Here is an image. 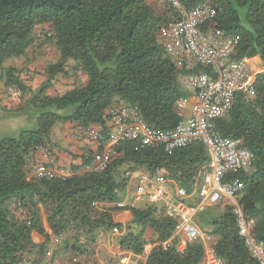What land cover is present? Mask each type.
Masks as SVG:
<instances>
[{"label":"trees","instance_id":"16d2710c","mask_svg":"<svg viewBox=\"0 0 264 264\" xmlns=\"http://www.w3.org/2000/svg\"><path fill=\"white\" fill-rule=\"evenodd\" d=\"M178 1L187 9L211 6L214 17L204 30L232 39L234 58L259 57L264 64V0ZM169 13L157 0H0V81L7 90L17 91L19 99L28 95L26 107L37 114L32 129L0 140V264H54L46 260L51 236L63 240L66 248L74 247L76 256L88 253L87 244L94 243L96 230L119 228L110 217V211L117 209L110 204L123 199L130 172L164 171L178 185L192 189L209 163L200 143L167 154L161 146L124 141L113 146L111 160L100 171L67 178L28 177L35 165L30 163L31 154L38 147L50 148V133L57 123L105 128L99 151L107 142L105 124L111 107L136 106L142 120L161 132L177 127L182 120L178 103L187 96L180 77L191 71L177 68L166 52ZM43 26L49 31L35 34ZM44 41L52 43L57 59L47 63L44 81L34 91L22 79L26 70L14 61L27 57L31 47ZM78 73L86 78L84 84L77 81L62 94H48L58 76L75 78ZM253 85V93L238 96L214 126L223 138L239 140L253 155L249 170L231 174L225 182L243 183L238 205L246 217L255 219L253 235L264 241V70L257 73ZM93 155L86 154L84 165ZM93 202L102 205L95 208ZM41 208L51 235L42 227ZM219 209V204L209 206L198 223L211 238L216 256L222 264H256L237 236L231 204L225 203L222 213ZM130 211L139 230L121 237L122 249L143 253L147 243L143 233L149 229L155 246L147 264H203L200 240L183 251L176 249V239L164 245L172 236L173 222L160 207L146 203ZM32 232L43 235L45 242L33 244ZM67 233L71 239L64 236ZM85 240L87 244L81 242Z\"/></svg>","mask_w":264,"mask_h":264},{"label":"built area","instance_id":"2783aa9c","mask_svg":"<svg viewBox=\"0 0 264 264\" xmlns=\"http://www.w3.org/2000/svg\"><path fill=\"white\" fill-rule=\"evenodd\" d=\"M157 1L170 10L166 52L177 68L191 71L189 75L180 77L182 88L194 99L191 115L181 120L174 130L161 132L142 120L136 106L109 108L107 142L103 150L93 155L89 170H102L111 160L113 146L119 142L137 140L141 146H161L167 154L194 143L202 144L208 152L209 163L198 173L191 191L178 185L164 171L154 174L142 172L134 183L131 196L110 205L117 210H132L140 203L160 207L173 222L172 236L164 245L169 246L171 240L176 239V249L183 251L187 244L200 240L204 245L203 264H222L210 245L211 238L201 231L196 218L209 206L226 199L232 206L237 236L242 239L250 258L256 264H264V241L253 235L255 219L246 217L238 205L243 183L236 180L225 182L231 174L249 170L253 155L241 146L239 140L223 138L214 126L217 119L227 114L238 96L253 93L257 73L251 59L234 58L232 39L204 30V26L214 17L211 6L187 9L178 0ZM203 68L207 71L194 72ZM8 94L18 96L19 93L9 90ZM187 104L188 99L183 98L178 103L179 110ZM85 137L96 144L104 139L102 133L95 131H86ZM37 151L42 153L45 161L50 157L48 148L38 147ZM77 173L72 169L35 162L29 169L28 177L67 178ZM168 182L175 185L173 195L167 188ZM195 194L198 201L192 202ZM101 205L92 203L95 208ZM51 240L52 244L60 243L59 237L52 236ZM51 255L49 248L46 257ZM77 262V259L72 261L73 264Z\"/></svg>","mask_w":264,"mask_h":264},{"label":"crops","instance_id":"0c3cea01","mask_svg":"<svg viewBox=\"0 0 264 264\" xmlns=\"http://www.w3.org/2000/svg\"><path fill=\"white\" fill-rule=\"evenodd\" d=\"M153 1V0H151ZM16 63V60L14 61ZM251 64L254 67L256 73H260L264 70V65L259 57H254L251 59ZM26 70L22 79L25 81L27 86L31 88V90H35L39 87V85L44 81V76L42 75H35L34 71L31 69ZM79 75V73H78ZM86 81V78L84 77ZM85 81L81 82L84 84ZM34 83V85L32 84ZM52 87V86H51ZM72 88V87H71ZM8 91L4 86L3 82L0 81V94L1 92H5L6 95ZM187 93L186 98L188 99V104L183 109L179 108L178 114L181 116L182 120L186 117L191 115V108L194 104V99L192 95ZM49 94V93H48ZM51 95V94H50ZM3 96L0 97V104H3V108H0V114L6 116L8 120L12 119H19L21 121H29L32 124H36V117L37 114L32 109H28L26 106L27 98L23 101V109L20 113H13V116H7V114L11 113L12 100L9 99L8 102H3ZM31 116L29 119L28 117ZM27 118L29 120H27ZM25 119V120H24ZM57 125L56 130H54V126ZM50 133V143H49V150H50V157L47 161H45L42 157V153L39 151L34 152L31 154L30 163L33 162H45L49 166H53L55 168H68V169H75L78 173H83L89 170V166L91 163L84 165L83 160L86 157L87 153L95 154L99 151V145L90 141L85 137L86 131H95L98 133H102L103 129L100 126L94 125L89 126L88 128H80L76 123H57L55 124ZM108 126V122H106L105 127ZM142 171H133L127 174L128 183L126 187V191L123 195L122 200L128 199L133 191L134 183L136 179ZM174 183L168 182L167 188L171 192L170 194H174ZM191 191V190H189ZM192 202H197L198 197L196 194L192 197ZM228 203V200L223 199L219 202V213L223 212V205ZM141 204V203H140ZM106 205L105 207H108ZM144 204L138 205V208L143 207ZM41 211V222L42 227L46 234L51 235V231L48 227L47 218L43 211ZM111 220L119 225V228H103L95 231V241L94 243L87 244V240L81 241L83 244L88 245L89 252L82 256H76L74 253V247H68L63 244V240L60 239V243L55 245L52 244V240L50 239L48 246L51 249V257H46V260L53 261L54 264H72L73 259H77L79 264H147L148 256L155 246L150 239L154 238L153 232L149 229H146L143 233V240H146V244L144 246V251L141 254H135L131 251L125 250L121 248L120 241L121 237L125 236L128 232L133 231L134 233L139 230L133 224V213L130 210H114L110 211ZM200 216L196 218V223H199ZM67 239H71L72 235L69 233L64 235ZM52 238V236H51ZM31 240L33 244L39 245L45 242V238L43 235L32 232L31 233ZM69 242L72 243L71 240ZM67 242V243H69ZM73 246V245H72ZM72 248V249H71Z\"/></svg>","mask_w":264,"mask_h":264},{"label":"rangeland","instance_id":"374dc122","mask_svg":"<svg viewBox=\"0 0 264 264\" xmlns=\"http://www.w3.org/2000/svg\"><path fill=\"white\" fill-rule=\"evenodd\" d=\"M44 31L48 32L49 26L37 27L35 29V34L37 33L40 35ZM165 40L167 42V35L165 36ZM42 44L43 45H41L40 42H37L33 47H31V51L33 53H28L27 57H23L20 60H16V63L14 65L19 67V69H21L22 71L28 70V67H30L29 69H32L35 75H43V70L47 63L56 61L57 53L51 42L44 41V43ZM78 77L74 78L73 76H71L69 78H66L61 75L58 76V80L54 81L52 87H50V89L48 90L49 94H62L66 90H69L71 89V87L77 85V81H79L80 84L82 81H85L83 75L79 74ZM32 84L34 85V83ZM37 89H35L34 91H36ZM1 96H3L2 100L5 103L8 102L9 99L12 100L11 102L13 107H11V113L7 114V116H13L14 112L20 113L24 106L23 101L28 97L27 95L24 98L19 99L17 96L14 95L8 96L5 92H1L0 97ZM3 106V104H0V108H3ZM28 118L30 119L31 116H29ZM28 118L27 120H29ZM34 125L35 124H32V122L21 121L19 119L8 120L6 116L0 114V140L4 138L17 137L20 132L32 129ZM56 127L57 125H55L53 129L56 130Z\"/></svg>","mask_w":264,"mask_h":264}]
</instances>
